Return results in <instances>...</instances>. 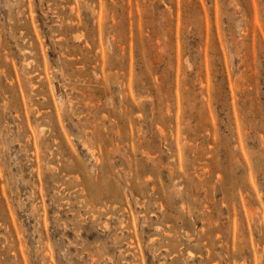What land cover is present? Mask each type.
<instances>
[{
	"label": "rangeland",
	"instance_id": "374dc122",
	"mask_svg": "<svg viewBox=\"0 0 264 264\" xmlns=\"http://www.w3.org/2000/svg\"><path fill=\"white\" fill-rule=\"evenodd\" d=\"M0 264H264V0H0Z\"/></svg>",
	"mask_w": 264,
	"mask_h": 264
}]
</instances>
